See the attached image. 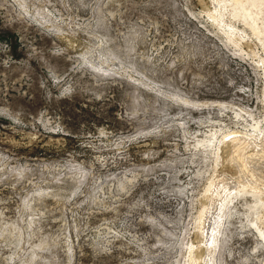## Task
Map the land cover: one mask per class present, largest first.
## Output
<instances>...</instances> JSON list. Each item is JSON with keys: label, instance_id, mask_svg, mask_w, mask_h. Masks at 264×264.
<instances>
[{"label": "rangeland", "instance_id": "obj_1", "mask_svg": "<svg viewBox=\"0 0 264 264\" xmlns=\"http://www.w3.org/2000/svg\"><path fill=\"white\" fill-rule=\"evenodd\" d=\"M0 264H264V0H0Z\"/></svg>", "mask_w": 264, "mask_h": 264}]
</instances>
